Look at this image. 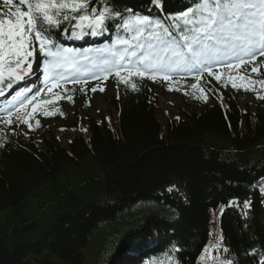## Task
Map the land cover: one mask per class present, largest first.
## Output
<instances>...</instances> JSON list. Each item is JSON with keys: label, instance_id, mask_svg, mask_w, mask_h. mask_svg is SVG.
I'll return each instance as SVG.
<instances>
[{"label": "trees", "instance_id": "trees-1", "mask_svg": "<svg viewBox=\"0 0 264 264\" xmlns=\"http://www.w3.org/2000/svg\"><path fill=\"white\" fill-rule=\"evenodd\" d=\"M190 1L159 7L178 13ZM104 2L122 14L153 5ZM131 83L139 90L118 84L104 97L105 117H60L58 125L72 131L64 145L45 126L25 134L18 127L10 139L0 133V215L9 211L0 216V264H81L91 231L115 218L110 259L97 264H122L125 252L144 253L149 242L146 264H264V100L257 99L264 89L243 107L229 93L206 104L181 100L170 116L150 86ZM141 200L171 210L146 208L143 224L122 229Z\"/></svg>", "mask_w": 264, "mask_h": 264}, {"label": "snow or ice", "instance_id": "snow-or-ice-1", "mask_svg": "<svg viewBox=\"0 0 264 264\" xmlns=\"http://www.w3.org/2000/svg\"><path fill=\"white\" fill-rule=\"evenodd\" d=\"M150 2L160 6V0ZM90 4H93L91 8ZM2 5L0 83L9 88H14L13 80L20 83L26 73L30 74L27 70L38 46L45 57L43 84L47 93L54 95L56 100L61 97L53 89L60 87L62 82L70 79L74 84H86L89 75L100 79V73H114L118 84L131 85L133 91L139 90L135 83H131L133 77L159 76L168 82L176 81L173 74L180 73H196L197 81L207 73L222 87L230 84L236 90L253 91L257 84L264 89V80L233 75L242 65L249 63L254 65L251 73L264 74L259 65L254 64L259 56H264V0H199L195 7L176 15L174 21L182 23H173L171 27L134 13L120 24L122 13L105 6L104 0L99 8L94 0H19L20 6H27V11L17 6L14 0H2ZM108 21H115L132 33L131 39L119 40L95 57L85 53L81 59L79 54L57 45L52 39V31H63L60 25L65 22H75L71 35L79 38L89 31L93 36L102 33L108 29ZM173 36L177 39H172ZM117 44L122 47H117ZM84 61L97 71L90 72L83 66ZM217 66L229 70L226 82L222 83L224 73L217 74ZM124 72L127 74L122 75ZM191 87L196 89L198 85L194 83ZM99 90L104 91L103 88ZM173 90L179 89L168 87V91ZM91 91L95 93L97 87H92ZM43 92L44 89H39L31 95L17 97L16 103L10 105L6 112V123L23 124L31 131V121L38 111L45 118L54 116L56 113L48 108L54 101L41 99ZM201 92L207 103V93L204 89ZM195 98L201 99L200 96ZM217 98H220L219 94ZM257 99L264 100V95H257ZM67 100L73 102L71 96ZM35 123L36 127L40 126L39 120ZM3 147L4 144L0 143V148ZM260 193L264 196V187L260 188ZM227 206L233 205L229 203ZM252 207L250 201L243 202L244 209L251 210ZM228 264L232 262L228 261Z\"/></svg>", "mask_w": 264, "mask_h": 264}, {"label": "rangeland", "instance_id": "rangeland-1", "mask_svg": "<svg viewBox=\"0 0 264 264\" xmlns=\"http://www.w3.org/2000/svg\"><path fill=\"white\" fill-rule=\"evenodd\" d=\"M262 73V71H261ZM57 89V88H56ZM56 89H53V92H56ZM158 98V97H157ZM53 99L55 100L56 97L54 96ZM63 102H59V106H61V108L66 111V113L70 116L71 115V108L74 106V109H72V113L74 111H76V113H78V115L80 117H84L87 113H90L94 116H97L98 112L97 111H102L105 106V100L104 98L99 97V95L96 96H91V95H87L85 97H77L73 100L72 102V107H70L68 105V103H64ZM157 103L158 106L160 107V111L163 113V111H166L167 114H169L170 116L175 114L174 108H171V104H175V106H177L178 100L175 98H172V96H166V95H162L159 96V98L157 99ZM253 103V97L252 96H245V97H239V105L244 106V105H250ZM41 118H37V120L40 121ZM58 121H45V123L47 124V127L53 132V134L55 135L56 139H58V141L63 144L66 139L70 136L69 132L64 129L61 128L58 125ZM80 132L82 135H86L85 131H84V127L81 126L80 128ZM136 208L139 209H161L163 208L165 211L167 210H171V208L169 206H167L166 204L160 203L158 201L155 200H141L138 203L135 204ZM34 210L31 211V214L29 215L31 218L34 217V215L36 214V207H33ZM9 211L7 210L5 213H2L0 216L2 217L4 214H8ZM46 216L49 214V211H46ZM139 220V219H137ZM136 220V221H137ZM111 221V220H110ZM110 221H104L98 224V226H96L91 233L89 234V241L88 243L85 245V247H83L82 252L84 255V259H83V264H97L100 261H102L109 253L110 248H111V239L113 238V232L112 233H107V224ZM114 221V220H112ZM135 221H125L124 219L122 220V229L124 228V226H129L132 225ZM108 228H110V225L108 224ZM106 233H103L105 232Z\"/></svg>", "mask_w": 264, "mask_h": 264}, {"label": "bare ground", "instance_id": "bare-ground-1", "mask_svg": "<svg viewBox=\"0 0 264 264\" xmlns=\"http://www.w3.org/2000/svg\"><path fill=\"white\" fill-rule=\"evenodd\" d=\"M234 91H235V93L241 92V90H236V89H234ZM17 134H18V132L16 133V132H14V130H11V129L6 131V135L10 136L9 139L12 138L13 136H17ZM145 213H146V209H140L137 213L131 214V216L138 217V216H140L142 214H145ZM108 224L110 225V228H108ZM108 224H107V233L110 234L111 230H114V231H112L114 233L115 230H116L115 229V225H114V221L111 220ZM110 255L111 254L109 252L108 255L105 258L106 259H110ZM128 259L129 260H123L122 264H132V262L135 260V258H132L131 255L128 256ZM81 264H83V260H81Z\"/></svg>", "mask_w": 264, "mask_h": 264}]
</instances>
